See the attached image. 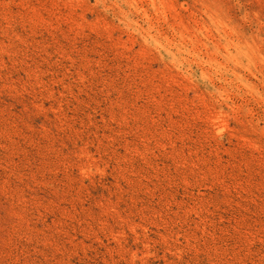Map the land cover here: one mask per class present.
<instances>
[{"label":"rangeland","instance_id":"1","mask_svg":"<svg viewBox=\"0 0 264 264\" xmlns=\"http://www.w3.org/2000/svg\"><path fill=\"white\" fill-rule=\"evenodd\" d=\"M0 264H264V0H0Z\"/></svg>","mask_w":264,"mask_h":264}]
</instances>
